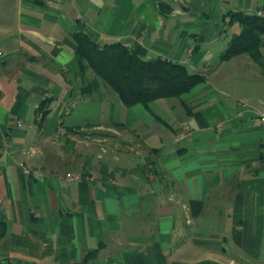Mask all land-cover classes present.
Returning a JSON list of instances; mask_svg holds the SVG:
<instances>
[{"label":"crops","instance_id":"crops-1","mask_svg":"<svg viewBox=\"0 0 264 264\" xmlns=\"http://www.w3.org/2000/svg\"><path fill=\"white\" fill-rule=\"evenodd\" d=\"M260 3L0 0V264H73L99 242L87 264H264V66L217 61L239 30L223 14ZM77 31L205 80L131 107L100 83L90 102Z\"/></svg>","mask_w":264,"mask_h":264},{"label":"trees","instance_id":"trees-1","mask_svg":"<svg viewBox=\"0 0 264 264\" xmlns=\"http://www.w3.org/2000/svg\"><path fill=\"white\" fill-rule=\"evenodd\" d=\"M260 7L259 10H264V0H261ZM223 17H227V25L237 23L239 30L229 37L217 61L222 63L230 57L246 53L263 67L259 51L264 42V14L257 15V10L246 13L228 10ZM70 38L74 45V72L81 79V92L91 95L102 83L115 92L124 106L131 107L137 103L145 106L150 100L179 97L205 80V73L189 71L184 63L158 56L143 59L137 51L129 50L119 40L101 44L84 31L73 32ZM87 71L92 75L90 79L86 77ZM100 246L99 242L96 248L73 264H87L96 256Z\"/></svg>","mask_w":264,"mask_h":264},{"label":"rangeland","instance_id":"rangeland-1","mask_svg":"<svg viewBox=\"0 0 264 264\" xmlns=\"http://www.w3.org/2000/svg\"><path fill=\"white\" fill-rule=\"evenodd\" d=\"M252 11H254L253 9H252ZM222 43H223V41H222V39H218L215 43H213L212 45H210L209 46V48H210V50H209V52L210 53H212L213 51H215V50H217V49H220L221 47V45H222ZM263 44H264V42H263ZM262 44V45H263ZM221 50V49H220ZM263 54H264V48H263ZM263 64H264V61L262 62ZM210 67H213L212 65H209V67H207V69H209ZM188 68V70L189 71H191L192 69H190L189 67H187ZM88 72V76H89V79L92 77V75L89 73V71H87ZM217 79V80H216ZM214 80H216V81H220V83H221V87H224V89L226 90V91H233L234 92V94L237 96L238 94L237 93H240V94H243V93H245V90H243V89H241V87H240V84H241V80H239V79H237L236 81H232V79H230V81L229 82H227L226 80H223V79H218V78H214ZM236 86V87H234V86ZM106 86V85H105ZM109 88V87H108ZM109 90H111L110 88H109ZM112 91V90H111ZM96 92H98V93H96ZM112 92H114V91H112ZM96 93V94H95ZM102 88L100 87V86H98V88H97V90L96 91H94L93 92V94H91V95H88L89 97H88V100H90V102H93L94 100H96V98L97 97H101V95H102ZM113 94V93H112ZM103 97V99L105 98L104 96H102ZM238 97V96H237ZM224 98H226V97H224ZM239 99V98H238ZM173 100V99H172ZM149 215H147L146 216V218H145V220L148 222L149 221ZM150 222V221H149ZM187 255V254H186ZM178 257H179V259H186V260H188L189 262L192 260V259H194L193 257L194 256H191V255H187V256H184V257H180V256H175L174 258L175 259H177L178 260Z\"/></svg>","mask_w":264,"mask_h":264},{"label":"built area","instance_id":"built-area-1","mask_svg":"<svg viewBox=\"0 0 264 264\" xmlns=\"http://www.w3.org/2000/svg\"><path fill=\"white\" fill-rule=\"evenodd\" d=\"M41 1H49V0H41ZM264 14V10H259L257 11V15H263ZM1 54V52H0ZM67 180H78L79 176L78 175H66Z\"/></svg>","mask_w":264,"mask_h":264}]
</instances>
